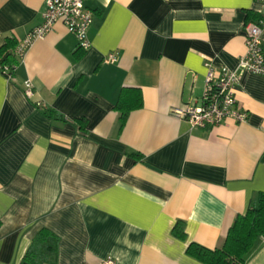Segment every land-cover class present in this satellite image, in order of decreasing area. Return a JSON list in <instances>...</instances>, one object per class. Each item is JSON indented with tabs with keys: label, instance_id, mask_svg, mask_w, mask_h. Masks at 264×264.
<instances>
[{
	"label": "crops",
	"instance_id": "obj_1",
	"mask_svg": "<svg viewBox=\"0 0 264 264\" xmlns=\"http://www.w3.org/2000/svg\"><path fill=\"white\" fill-rule=\"evenodd\" d=\"M44 3L0 0V46L39 26ZM84 5L93 14L87 51L56 23L10 78L0 71V264H19L41 229L59 239L54 264H202L187 246L221 247L264 194V77L244 73L233 85L242 123L192 129L171 113L200 104L209 66L238 68L244 27L264 20V5ZM109 54L115 62H104ZM124 89H138L142 107L120 129ZM177 222L184 240L172 234ZM245 264H264V238Z\"/></svg>",
	"mask_w": 264,
	"mask_h": 264
},
{
	"label": "built area",
	"instance_id": "obj_2",
	"mask_svg": "<svg viewBox=\"0 0 264 264\" xmlns=\"http://www.w3.org/2000/svg\"><path fill=\"white\" fill-rule=\"evenodd\" d=\"M85 0H45L42 13V23L32 29L21 40L14 54L22 58L25 51L37 39L44 38L56 23H62L67 31L77 41L78 49L87 51L90 48L88 30L93 22V14L84 5ZM264 5V0H255ZM245 54L240 57L238 68L231 71L225 67L214 69L208 67L200 104H185L172 110L171 115L180 121H185L192 129H208L219 126L227 120L242 123L247 113L239 108L234 92L235 85L244 73L264 77V20L248 22L245 27ZM105 63L115 62L112 54L105 59ZM5 74L8 68L3 69ZM11 76L8 75V78ZM24 95L31 99L32 85L24 83ZM37 106H40L37 103ZM102 264H115L113 259L107 258Z\"/></svg>",
	"mask_w": 264,
	"mask_h": 264
},
{
	"label": "trees",
	"instance_id": "obj_3",
	"mask_svg": "<svg viewBox=\"0 0 264 264\" xmlns=\"http://www.w3.org/2000/svg\"><path fill=\"white\" fill-rule=\"evenodd\" d=\"M16 46L17 43L13 39H7L5 44L0 46V71L7 77L12 75L14 67L18 64V58L14 54ZM4 68H8V74L4 73ZM141 107L142 98L139 90L124 89L114 106V110L119 113V128L124 126L132 111ZM50 116L58 118L54 112H50ZM172 234L180 240L185 239L182 222L176 223ZM258 238H264V194L258 196L244 215L235 218L221 247L209 250L190 243L185 253L202 264H245ZM58 243L59 239L54 233L47 229L39 230L19 264H54Z\"/></svg>",
	"mask_w": 264,
	"mask_h": 264
}]
</instances>
